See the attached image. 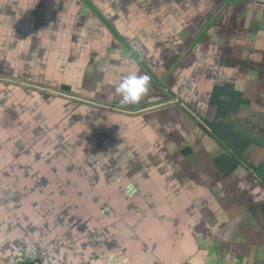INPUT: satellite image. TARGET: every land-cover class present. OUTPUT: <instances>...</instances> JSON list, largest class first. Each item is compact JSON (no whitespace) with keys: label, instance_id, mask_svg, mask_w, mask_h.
I'll return each instance as SVG.
<instances>
[{"label":"crops","instance_id":"crops-1","mask_svg":"<svg viewBox=\"0 0 264 264\" xmlns=\"http://www.w3.org/2000/svg\"><path fill=\"white\" fill-rule=\"evenodd\" d=\"M0 64V78L34 82L0 83V115L15 109L27 121L36 114L20 108L39 105L96 184L123 172V211L138 233L130 254L112 239L89 242V220L74 221L79 250L4 243L0 230V264H138L149 254L139 264H264V0H0ZM133 74L149 78L136 103L116 92ZM226 83L246 101L224 118L213 94ZM220 120L251 137L241 154L217 132ZM10 145L3 139L0 151ZM222 155L237 160L229 174ZM134 176L183 193V203L134 199ZM92 204L93 218L114 211L107 199Z\"/></svg>","mask_w":264,"mask_h":264},{"label":"snow or ice","instance_id":"snow-or-ice-1","mask_svg":"<svg viewBox=\"0 0 264 264\" xmlns=\"http://www.w3.org/2000/svg\"><path fill=\"white\" fill-rule=\"evenodd\" d=\"M25 112L36 115L27 121L17 120L14 115H0V138L11 142L10 147L0 151V164L5 165L0 171L3 242L11 238L19 241L21 247L37 241L56 247L70 243L73 250H79L85 241L75 230L74 221L89 220L84 232V236L90 237L89 242L112 239L117 248H128L130 254H135L138 233L129 230V223L133 227L137 224L135 220L129 221L131 214L123 211L129 200L125 189L131 186L125 174L117 171L110 179L96 184L93 171L85 164L86 158L78 154V145L64 134L63 126L53 127V116L45 115L39 105L20 108L22 117ZM14 155L21 158L14 160ZM133 180L139 187L134 199L146 197L157 203L171 199L177 206L183 203V193L164 191L157 183H142L138 176ZM93 198L101 202L107 199L114 211L108 216L96 213L93 218ZM93 232L96 235H91ZM150 259V254L137 257L138 264Z\"/></svg>","mask_w":264,"mask_h":264},{"label":"trees","instance_id":"trees-1","mask_svg":"<svg viewBox=\"0 0 264 264\" xmlns=\"http://www.w3.org/2000/svg\"><path fill=\"white\" fill-rule=\"evenodd\" d=\"M213 100L217 104V115L224 118L228 117L231 112H237L239 107L245 103V98L242 97L241 92L234 89L233 84L226 83L215 88ZM217 132L225 141H230L228 144L237 155L241 154L243 149H246L250 143V139L245 135L238 132L234 123H227L226 120H220L217 123ZM213 128V127H212ZM219 128V129H218ZM218 159L223 161V170L229 174L237 167V160L232 157L222 155Z\"/></svg>","mask_w":264,"mask_h":264},{"label":"clouds","instance_id":"clouds-1","mask_svg":"<svg viewBox=\"0 0 264 264\" xmlns=\"http://www.w3.org/2000/svg\"><path fill=\"white\" fill-rule=\"evenodd\" d=\"M149 78L147 76L129 75L116 86V92L125 102L136 103L148 91Z\"/></svg>","mask_w":264,"mask_h":264},{"label":"rangeland","instance_id":"rangeland-1","mask_svg":"<svg viewBox=\"0 0 264 264\" xmlns=\"http://www.w3.org/2000/svg\"><path fill=\"white\" fill-rule=\"evenodd\" d=\"M1 66H3V64H0V67ZM4 76V75H3ZM7 78H8V76H6ZM12 77H14V76H12ZM12 77H9V78H12ZM14 80H16L17 82H20L21 84L20 85H22V86H26V85H23V83H29V84H34V82L33 81H25V82H23L22 81V79H20V78H17V77H15V78H13V81ZM13 81H10V80H8V79H6V78H0V83H2L3 85L4 84H6V82H13ZM36 85V84H35ZM37 86V85H36ZM27 88H28V86H27ZM37 88L38 89H40V90H37V89H35V88H32V89H34V90H36V91H41V90H43V89H41L40 87H38L37 86ZM53 91V90H52ZM56 97H58V98H60V100L62 101V103L61 104H63L64 103V100H66L67 101V99L64 97V96H62V95H59V94H57L56 95ZM70 105H72L71 103H69V102H67L66 104H64V106L66 107L65 109H67V108H70ZM11 115H14V116H17V114H16V111H12L11 112ZM63 118V117H62ZM140 118H142V116L141 115H139V117H138V119H140ZM144 118V117H143ZM254 127L256 128V130L258 131V133H259V138L260 137H262L263 135H262V127H261V125H258V124H254ZM237 130H238V132H240L241 134H243L244 133V131H242V130H239L238 128H237ZM46 134H47V132H46ZM44 135H45V133H44ZM245 135L251 140V137L248 135V134H246L245 133ZM1 142H3V138H0V143ZM82 142V144L84 143V140L83 141H81ZM89 153V152H88Z\"/></svg>","mask_w":264,"mask_h":264},{"label":"built area","instance_id":"built-area-1","mask_svg":"<svg viewBox=\"0 0 264 264\" xmlns=\"http://www.w3.org/2000/svg\"><path fill=\"white\" fill-rule=\"evenodd\" d=\"M34 264H41L39 260L34 261Z\"/></svg>","mask_w":264,"mask_h":264}]
</instances>
